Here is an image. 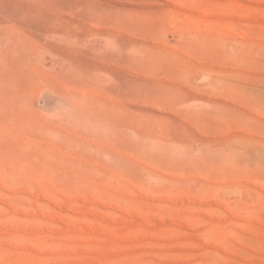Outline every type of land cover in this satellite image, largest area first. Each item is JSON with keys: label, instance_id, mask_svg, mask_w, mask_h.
<instances>
[{"label": "rangeland", "instance_id": "1", "mask_svg": "<svg viewBox=\"0 0 264 264\" xmlns=\"http://www.w3.org/2000/svg\"><path fill=\"white\" fill-rule=\"evenodd\" d=\"M0 264H264V0H0Z\"/></svg>", "mask_w": 264, "mask_h": 264}, {"label": "bare ground", "instance_id": "2", "mask_svg": "<svg viewBox=\"0 0 264 264\" xmlns=\"http://www.w3.org/2000/svg\"><path fill=\"white\" fill-rule=\"evenodd\" d=\"M40 100V99H39Z\"/></svg>", "mask_w": 264, "mask_h": 264}]
</instances>
